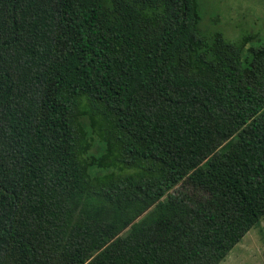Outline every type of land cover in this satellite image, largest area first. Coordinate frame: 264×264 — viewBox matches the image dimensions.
Returning a JSON list of instances; mask_svg holds the SVG:
<instances>
[{"label": "trees", "instance_id": "16d2710c", "mask_svg": "<svg viewBox=\"0 0 264 264\" xmlns=\"http://www.w3.org/2000/svg\"><path fill=\"white\" fill-rule=\"evenodd\" d=\"M201 22L0 0V264H220L262 221L264 39Z\"/></svg>", "mask_w": 264, "mask_h": 264}, {"label": "rangeland", "instance_id": "374dc122", "mask_svg": "<svg viewBox=\"0 0 264 264\" xmlns=\"http://www.w3.org/2000/svg\"><path fill=\"white\" fill-rule=\"evenodd\" d=\"M200 3L204 32H220L232 41L248 34L264 39V0H200ZM258 44L253 41L249 46ZM96 131L98 128L88 131V159L97 156L99 136ZM220 264H264V218Z\"/></svg>", "mask_w": 264, "mask_h": 264}]
</instances>
